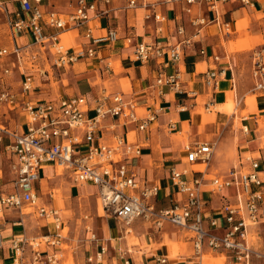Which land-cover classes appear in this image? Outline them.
Here are the masks:
<instances>
[{
	"label": "built area",
	"instance_id": "obj_1",
	"mask_svg": "<svg viewBox=\"0 0 264 264\" xmlns=\"http://www.w3.org/2000/svg\"><path fill=\"white\" fill-rule=\"evenodd\" d=\"M42 0H18V7L13 11L0 8L7 15L6 25L10 37L26 36L23 46L0 47V149L11 157L12 189L0 194V211L18 210L27 215L23 209L33 208L37 217L46 221L48 234L29 239L24 234L13 237L10 241L11 259L14 264H59L58 251L66 238V224L62 211L56 206L39 203L40 196L37 183L41 180V170L48 165L62 166L73 174L75 182L85 185H96L104 211L130 226L135 219L152 223L159 230L166 223L174 224L187 233L192 242L193 259L182 260L180 255L153 254L148 260L136 263L129 251L119 248L112 262L107 258L109 247L96 234L92 239L99 242L94 254L87 258L91 264H210L204 261L205 247L212 252L222 253L225 264H256L264 260V251L255 247L250 234L251 229L261 223L264 212V177L260 158L246 154L243 161L249 169L234 167L227 178L211 179L210 191L221 192L225 199L220 206L221 216L210 214L208 200L204 196L203 186L206 178L204 172L211 161L216 141L193 142L185 147V161L188 164H200L205 169H193L186 172L172 168L171 179L182 199L172 206L158 208L160 198L157 185L144 184L137 180V175L129 161L137 158L142 146L129 140L127 136L116 133L119 120L122 124L133 123L141 132L150 129L163 109L147 108L146 114H140L135 100H127L121 94H103L90 102L84 95H59L56 97L32 98L39 90L38 82L46 84L51 75L61 73L67 66L80 60L95 58L100 45L108 44L120 38L116 29L109 28L104 34L95 35L97 26L89 25L90 12L96 16L108 13L99 9L98 3L110 4L112 0H77L72 12L67 14L58 10L44 11L39 6ZM171 2L173 0H164ZM186 4L185 11L192 15L195 26L211 22L222 25L226 30L229 23L222 18L221 4L231 0H179ZM243 6L253 5V0H232ZM3 6V4H0ZM157 1L128 0L130 8L142 6L148 8L146 19L164 20L156 12ZM207 12H212L211 18ZM56 30L46 33L45 28ZM67 28L83 29L85 43L77 48L67 46L61 38V31ZM162 30L161 28L158 29ZM178 34L184 35L183 26ZM189 37L173 44L162 45L158 41H141L136 45V61L147 63L152 59L166 56L169 62L179 63L185 49L192 45ZM206 55L207 50L201 49ZM219 60V56H213ZM6 58H9L6 60ZM159 63V62H158ZM164 61H161L162 64ZM107 67H110L108 63ZM253 75L257 79L255 90L264 98V44L255 48L252 53ZM222 72L209 68L203 72L202 80L214 93L220 87ZM9 77H19L18 89H13L7 82ZM157 85H169L176 92L181 88L180 69L173 74H160ZM190 97L197 96L196 90L185 92ZM212 102L207 104L211 111ZM25 112V129L18 130L8 126L2 120L16 109ZM186 108V106H183ZM93 112V114H91ZM254 120L260 126V116L255 113ZM111 118L107 125L112 132L113 142L102 139L103 122ZM169 126L176 127L173 121ZM244 130L250 132L248 125ZM190 174V177L187 175ZM199 174V175H197ZM235 189L231 199L222 192ZM88 215H85V219ZM222 229V231H220ZM5 239L0 233V248Z\"/></svg>",
	"mask_w": 264,
	"mask_h": 264
},
{
	"label": "crops",
	"instance_id": "obj_2",
	"mask_svg": "<svg viewBox=\"0 0 264 264\" xmlns=\"http://www.w3.org/2000/svg\"><path fill=\"white\" fill-rule=\"evenodd\" d=\"M154 1H157L156 12L163 15L164 20L146 19L149 9L142 6L130 8L128 0H112L110 4L99 2L98 8L100 10L107 9L108 13L96 16V12L91 11L89 25L97 26L94 30L95 35L104 34L107 29L113 28L118 31L120 38L111 43L100 45L97 57L80 60L67 66L60 73L61 77L57 81L60 82V89L63 90L60 95H84L88 101L93 102L104 93L108 95L121 94L125 99H133L137 102L141 115L146 114L147 108L150 106L163 108L156 121L146 132L139 131L133 123L122 124L119 120H114L119 123L116 133L127 136L129 140L142 146L141 154L130 160L129 163L135 171L141 187L146 183L159 186L160 198L156 202L158 208L170 207L182 199L171 179L172 168L186 172H192L194 168L202 169L200 164L186 163V145L196 141H216L209 166L204 168L206 180L203 189L204 196L208 200L210 214L220 217V206L225 199L221 198V192L210 191L212 178H227L234 167L240 170L249 169L248 163L243 161L246 154L260 158L264 177V135L263 137L259 136L260 126L257 127L254 120L255 112H251L248 116H242V128L236 130V113L221 112L227 109L228 103L227 93H220L221 89L226 92H235V109L236 102L245 100L247 94L262 95L261 92L255 90L257 79L253 75L252 53L255 48L264 44L262 43L264 42V0H253V5L247 6L232 0L221 4L222 18L229 23L227 30L215 22L203 26L193 25L192 15L185 11L186 4L182 1ZM32 2L35 5L38 4L36 0H32ZM0 4H3V6L0 5V8L6 7L10 11L19 5L18 0H0ZM76 5L77 0H42L39 4L44 11L53 9L65 14L72 12ZM206 14L209 18L213 16L212 12ZM6 20L7 15L0 10V33L3 26L8 28ZM179 26L184 27V35L178 34ZM159 28L162 30L159 31ZM45 31L53 33L56 30L46 27ZM184 37L191 38L193 43L185 49L179 63L169 62L166 56L158 61L152 59L147 63L135 60V48L141 41H158L160 44L166 45L176 43ZM10 38V40H5V37L0 34V47H13L14 44L23 46L28 40V37L23 35H15ZM61 38L67 46L72 48H77L86 42L83 29L67 28L61 31ZM252 40H254V47L249 50L248 47L251 46H248V43L252 44ZM202 48L207 50L206 55L201 54ZM214 55L219 56V60H215ZM161 61L164 63L159 64ZM108 63L110 67H107ZM178 68L180 69L181 88L184 92H176L169 85H157L156 81L160 71L164 75H168L173 74ZM209 68H215L222 72L220 87L216 93L202 80L201 72ZM16 78L9 77L7 79L13 89H18L19 86L15 85ZM65 80L67 83H64ZM38 85H40L39 93L46 87L51 88V77L46 84L41 85L39 81ZM191 90H196L197 96L190 97L185 93ZM39 96L40 94L37 95L40 99ZM32 98H36L35 94L32 95ZM210 102H212V107L224 104L221 108L217 107L214 111H209L207 104ZM262 103L264 101H258L257 106L253 109L257 111ZM202 107L205 111H209V114L202 115L200 111ZM261 109L264 111V108ZM2 120L8 123L11 128L25 129V112L20 108L3 116ZM170 121L175 123L174 129L169 126ZM111 122V118L106 119L101 130L102 139L109 143L113 142L112 132L107 127ZM246 125L249 127V133L244 130ZM184 136L188 137V142L184 141ZM230 150H232V156L229 154ZM236 155L238 164L235 165L234 156ZM10 162V155L1 147L0 194L12 189H4V178L10 176L12 179ZM58 170L56 165H48L41 170V180L37 183L39 203L61 209L64 223L66 227H70V234H72V237L70 236L64 241L75 242L72 251L76 253L79 264H91L87 262V258L96 252L99 245V242L92 239L93 234H96V237L108 245L107 258L110 262L113 261L119 248L128 250L130 257L136 263L148 260L153 254L173 255L172 247L174 246L178 248L177 255H180L182 260L194 258L193 252L189 251L190 247L192 248V242L186 236L187 233L171 223H166L159 230L150 222L135 219L129 227L108 215L101 202H98L96 213L89 207L86 208L88 211L85 213H79V215L75 213L72 217H67L64 209L55 203L54 190L57 187L64 186V193L70 201L81 197L90 201L92 195L99 194V189L96 185L75 182L70 171L61 169L63 173H59ZM187 177H190V174ZM222 193L231 199L236 194L232 187L225 189ZM66 203L67 200L65 209L74 210L73 205H77V203L70 205ZM2 211H0V233L5 239V245L0 248V264H9L12 262L10 241L13 237L24 234L29 239L31 235H36L34 238H37L48 234L49 228L45 225L46 223L41 225L37 221V217L31 216L33 213L30 210L24 212L27 215L20 214L18 210L7 213ZM85 215H88L87 219H85ZM263 222L264 212L261 218V223ZM260 224L252 227L250 234L252 243L257 248H261V246L257 245L254 237ZM181 242L185 244L182 248ZM57 251L60 256L59 264H63L62 247ZM209 253L222 255V253L212 252L208 247H205L204 254ZM216 264H220V262ZM256 264H259V261Z\"/></svg>",
	"mask_w": 264,
	"mask_h": 264
},
{
	"label": "rangeland",
	"instance_id": "obj_3",
	"mask_svg": "<svg viewBox=\"0 0 264 264\" xmlns=\"http://www.w3.org/2000/svg\"><path fill=\"white\" fill-rule=\"evenodd\" d=\"M241 24L243 25V23H241ZM0 34H1V36L5 37V40L11 39L10 35H9V29L6 26H3ZM63 37H65V36H63ZM251 42H252V44L250 42L248 43L249 44L248 46H251V47H248L249 50H251L254 47V45H253L254 40H252ZM258 42H260V41H258ZM262 43H264V42H262ZM8 59L9 58H6V60H8ZM50 77H51V81H52V87L51 88L46 87L45 89L41 90L42 91L41 93H39V91H36L35 92L36 98H38L37 95H39V94H40V96H39L40 98H42V97H56V96H59L60 94H62L63 90L60 89V82H57L59 80V78L61 77L60 74L57 73V74L51 75ZM19 79H20L19 77H18V79L17 78L15 79V85H19V81H20ZM64 83H67V81L65 80ZM83 88H85V87H83ZM220 93H227V103H228L227 109L224 111H221V112L228 113V114H231L232 112L236 113V119H235L236 130H239L242 128V124H241V117L242 116H248L251 112H255V113L259 114V116H260V129H259L260 135L259 136L263 137V135H264V111L261 108H264V103H262L260 105V107H258L260 109H258L257 111H255L253 109L257 106L258 101H260V100L264 101L263 96L262 95L256 96L253 93H249V94H247L245 100H243V101L241 100L238 103L236 102V109H235V96H234L235 92H231V91L226 92V90L221 89ZM199 101L201 103V100H199ZM223 104L224 103H222L220 105H216L214 107H211V110L214 111L217 107L221 108L223 106ZM243 106H245V108H243ZM200 111H201L202 115H204V113L209 114V111H205L203 109V107L201 108ZM263 139H264V137H263ZM184 141L188 142L189 141L188 137L184 136ZM229 154L232 156V150H230ZM234 163H235V165L238 164L237 155L234 156ZM59 168L60 167L57 166V170ZM201 168L204 169L205 167L202 166ZM58 172L63 173V171L61 169H59ZM0 176H1V172H0ZM63 184H66V183L63 182ZM11 188H12V182H11L10 176L5 177L4 178V189L10 190ZM64 192H65L64 186L57 187L54 190L55 198H56L55 203L64 209V213L67 217H72V215H75V213H76V215H79V213H85L88 211L86 208H89V207H91V209L94 213L97 212L98 202H101L99 194L92 195L90 197V201L87 200V198L85 199L84 197H81L80 199H77V200L70 201L67 199L68 196L65 195ZM66 200H67V203H66L67 205L77 203L76 206L73 205L74 210L73 209H65L66 208V205H65ZM87 203L91 206H87L88 205ZM79 204H80V207H79ZM29 210H32L30 212L33 213L34 209L30 208V207L23 209L24 212H28ZM15 211L16 210H3L2 212L7 213V212H15ZM31 216L37 217V216H35L34 213ZM36 219H37V221L40 222L41 225H42V223H46L42 218L37 217ZM79 224H80V222H79ZM70 232H71V229H70V227L67 226L65 228V231H64L65 235L67 236L65 239H67L70 236L72 237V234H70ZM30 237L34 238V237H36V235H31ZM73 237H74V235H73ZM254 239H255V242L257 243V245L261 246V248L264 250V222L260 224V228L258 229L257 234H255ZM71 243L69 240H67V241H64L63 244L61 245L62 250H63V254H64L63 264H79L77 259H76V253L74 251H72L74 249L75 242L73 241ZM184 245L185 244L182 243L181 248ZM188 246L190 247V244H188ZM177 249L178 248L176 246L172 247V251L174 253L173 255L178 254ZM189 251L191 253L193 252L191 247H190ZM179 253H181V252H179ZM203 259H204V261L209 262L210 264H216L217 262H220V264L226 263V258L223 255H218V254L215 255V254L209 253V254H206L203 257ZM9 264H14V263L10 262ZM259 264H264V260L259 262Z\"/></svg>",
	"mask_w": 264,
	"mask_h": 264
},
{
	"label": "bare ground",
	"instance_id": "obj_4",
	"mask_svg": "<svg viewBox=\"0 0 264 264\" xmlns=\"http://www.w3.org/2000/svg\"><path fill=\"white\" fill-rule=\"evenodd\" d=\"M59 167H60L59 169H62V170H65V171L68 170L67 168L64 169L62 166H59ZM30 211H32V210H30ZM129 227H130V226H129ZM129 227H128V228H129ZM128 228H127V229H128ZM32 240H34V239H32Z\"/></svg>",
	"mask_w": 264,
	"mask_h": 264
}]
</instances>
